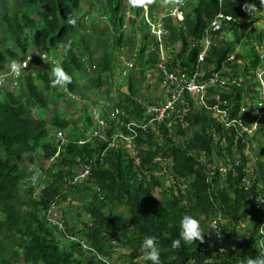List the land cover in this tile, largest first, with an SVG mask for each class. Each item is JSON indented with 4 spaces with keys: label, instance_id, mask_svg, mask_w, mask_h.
Masks as SVG:
<instances>
[{
    "label": "trees",
    "instance_id": "obj_1",
    "mask_svg": "<svg viewBox=\"0 0 264 264\" xmlns=\"http://www.w3.org/2000/svg\"><path fill=\"white\" fill-rule=\"evenodd\" d=\"M84 1L88 0H20L19 7L3 16L7 32L3 33L2 41L8 42L9 35L18 49L0 48V71L4 72L13 60L21 62L29 49L32 53L29 54L28 70L32 69L22 71L17 78L18 92L0 88V264L11 261L116 264V254L119 264H151L141 251V244L148 236H154L158 241L161 264H208L205 260L214 250L204 254L202 249L210 246L207 238L209 222L218 215L222 220L220 236L225 253L216 256L215 264H243L248 257L264 255V114L253 136L247 137L237 131L232 121H226L224 125L223 122L215 123L208 109L202 105L196 108L190 103L192 110L183 131L177 128L172 137H167L166 131L163 137L157 132L141 133L133 145L134 156L120 148L109 151L103 158L99 157V144L79 143L77 138L84 133L80 122L87 125L90 120L85 115L86 108L73 120L62 118L55 111L52 118L38 116L37 110L44 112L50 104L56 105V99L46 96L55 88L51 87V64L42 59L41 53L51 51L53 57L60 56L58 65L72 77L73 82L68 85L72 92L79 91L77 73H84L86 68L90 70L88 61L99 47L108 50L103 52L92 73L93 87L101 86L103 76L122 73L121 68L114 69L115 55L111 48L125 46L128 51L122 55L134 61L141 79L145 80L148 71H156V46L147 44L149 37L145 26L141 22L137 24L135 18L127 20L129 28L126 31L131 29L134 42L136 33H141L140 48L134 51L124 45L129 37L126 31H121L124 25L122 11L129 1L104 0V14L109 17L106 16L108 30L96 29L92 24L95 16L88 17V23L79 19V15L87 11L81 7ZM246 2L255 3L257 9L264 11L260 0H186L183 21L174 23L167 12L163 25L167 29L168 42L181 44L179 54L170 59V67L178 63L192 70L196 68L200 51L199 44L191 47L192 42L201 38L217 13L232 18L233 21H225L214 34L217 44L206 58L208 65L221 71L222 77L229 78V83L222 92L208 90L205 101L207 106L219 103V107L227 110L228 120L239 119L248 126L256 119L253 115L257 98L255 87L259 82L254 73L263 62L258 55L262 47L255 43L264 44V12L263 15L257 12L249 15L242 7ZM30 6L37 10L35 19L26 13ZM148 7L154 12L159 5ZM139 11L133 10V17H137ZM69 13L76 19L75 26L65 22ZM259 22H262L260 28L256 26ZM27 29L31 30L28 35ZM69 42L71 48L65 54L63 46ZM147 48L148 57L145 55ZM232 55L233 60L228 62L227 58ZM34 71L36 75L32 77ZM156 73L160 76L153 78L152 88L162 82V75ZM233 79L235 83H232ZM36 81H42L43 85L39 87ZM128 82L122 108L138 110L135 113L138 120L141 110L133 100L142 97V83L137 86L132 80ZM55 94L63 101L60 92L55 91ZM80 95L87 98L85 94ZM246 97H249L248 103L243 105L245 110L242 111L241 101ZM65 105L69 103L65 102ZM55 130L64 132L70 142L54 140ZM213 135L225 141V148L219 141H214ZM259 137L261 141L257 142ZM252 144L256 146L257 157L255 171L249 175L253 185L244 191L240 187L248 164L244 149ZM198 152L206 156L205 163L198 162ZM25 155L43 174L35 185L29 179L33 169L27 174L23 166ZM77 157L83 164L89 159L91 166V175L82 182H72L71 176L81 165L76 161ZM50 159L52 163L45 166ZM216 161L232 164L237 161V166L233 164L236 177L231 173L220 176L216 172L207 180L208 166ZM259 199H262L261 203ZM53 201L61 204L79 202L80 209L75 214L70 211L63 214L66 231L79 236L95 250L94 253L81 250L79 244L71 243L50 227L45 210ZM185 215L199 221L205 233L203 243L185 244L181 239V220ZM83 216L87 219H82ZM77 218L81 223L78 227L71 223ZM177 239H181V246L173 250L172 242ZM1 241H7V244ZM119 249L126 252L121 253Z\"/></svg>",
    "mask_w": 264,
    "mask_h": 264
},
{
    "label": "clouds",
    "instance_id": "obj_2",
    "mask_svg": "<svg viewBox=\"0 0 264 264\" xmlns=\"http://www.w3.org/2000/svg\"><path fill=\"white\" fill-rule=\"evenodd\" d=\"M127 1H129V3L131 5L128 6V9H125V10L123 9V11H122V14L124 17V25H123L121 31L128 30L129 22H127V20L131 19V18H135V20L137 21V24L141 22L145 26V32L148 35L149 40H150V41L147 40L148 41L147 44H149V45L151 44L150 46L155 45L156 49H158L159 42L154 35H151V31H150L149 26L141 18V14L144 11V7H147L148 12L151 16H155L156 19L159 18L160 21L162 22V25H163V19H164L165 13L158 15L156 13V11L150 12L148 6L158 3L162 7H169L170 6V8L178 9L179 7H182L185 4V0H126V2ZM126 4L127 3L124 4V8L126 7ZM260 5L264 6V0H260ZM135 6L137 8H135ZM138 6H140L141 9H139ZM242 7H243V10L246 13H248L249 15H251L252 13L257 11V6L255 3H247L246 2L243 4ZM126 10L130 11L131 13L133 10H140V11H139V15L137 17H133V14H132L131 17L127 18L125 16V12H124ZM183 10H184V8L182 9V14H183ZM171 12L172 11L170 10L168 13H169V16L173 19L174 23L180 24V22L177 21L176 17H173L171 15ZM97 18H98V21L100 23L105 24V26H108V28H109V21L106 18V16L96 17V21H97ZM183 19H184V15H183ZM85 20H87V19H85ZM65 22H66V24H68L70 26L76 25V19L73 18V16L70 13L68 14ZM163 27H164V25H163ZM136 39L138 40L137 45L138 44L141 45L142 35L140 32L136 33ZM175 44L176 43L170 44L169 42L166 44V47H167L166 52L170 56V58L168 60L169 66L171 64L170 59L171 58L174 59V57H175L172 55V45H175ZM255 45L262 47L261 52H259L258 55H260L261 53H264V48H263L264 44L259 45V43H255ZM70 48H71V42H69L67 45H64L63 46L64 53L67 54V52L70 50ZM148 48L145 50V55L147 57L149 56V49ZM59 49H60V52H59V54H60L62 52V50H61V48H59ZM57 51H58V49H57ZM27 54H28L27 57H25L21 62H17L15 60H13L10 64L7 65L6 70L4 72L0 71V77L2 78V82H1L0 86L5 85V89H6V87H7L6 83L7 82H10L12 85L16 86L15 89L8 87L7 89H9V92H18V90H19V86L17 84L18 83L17 78L20 77V75L22 74V71H27L29 66H30L29 54H31V53L27 52ZM114 55H115L114 62H113L114 63L113 66H115L114 69L122 67V73L121 74L115 73L112 76H110V75L103 76L101 78V86L97 87L96 91H99L104 86V88H106V91L104 92V94L102 95V92H101V94H97V99L92 98L90 95H86L87 98L83 99L82 96L80 95V93L72 92L69 90L68 85L72 84L73 80H72V77L64 70V68L62 66L58 65V61L60 60V58L58 56L53 57L51 51L49 52V54L41 53L42 59H47L48 60L47 63H50V64L53 63L55 65L52 68L53 79L51 80V86L52 87H60V90H58V92L61 93L60 95L63 98V101H61L62 102L61 105H65V102L69 103V105H67V106H71V104H74V105L77 104L78 105L77 108L75 106L74 108H76V109L72 110L73 111L72 113H74L75 111H78V113L80 112L79 114L76 113V115L77 114L82 115V113L85 111V108L87 109L85 112V115L90 117V120L87 122V125H84L83 121L80 122L79 126L82 129V133L83 132L84 133L80 134L77 138L79 140V143H84V141H88L91 144L92 143L94 144L95 142L97 144H99L100 145V152H99L100 158H103V156L106 155L109 151L120 150V148L125 150L126 152H128L130 154V156H133L131 154V152L125 148L124 142L119 137H117V132L126 133V131L123 128V125L126 122L134 121L135 123H138V124L147 123V121L151 118V115L146 113L147 108H148V106H150L154 102V100H156L158 98V95H159V93H158L159 85L154 86L153 88L148 87L146 84V80L141 79V75H139V72L133 71L127 65V63L129 61H131L130 57L126 58L122 54L118 55L117 52H115ZM56 58H58V59L56 60ZM157 58L159 61L158 53H157ZM259 59H260V57H259ZM158 61L156 62V64L158 63ZM156 64L154 66L155 68H156ZM96 66H98V62H97V64H91L89 66L90 71L91 70L94 71ZM134 67H135V65H134ZM35 68L38 69V66H35ZM31 69H32V67L28 71H30ZM10 70H11V73L13 75H16V77L9 74ZM149 72L154 76V78L158 77L156 75V71H149ZM35 75H36V72L34 71L31 74V76L34 77ZM128 80H132V84L137 85V86H138V84L142 83V97L140 99L135 98L133 100V102H135L140 107V110H141L140 111V119H138V120L135 118V113L138 110L127 111V110L122 108V106H123L122 98L125 94H127V88H128V84H129ZM108 84L113 85V91L110 89V87H106ZM0 88H3V87H0ZM86 99H88V100H86ZM105 102H108L110 104V107H108V108L104 107ZM82 105H86V107L82 106ZM114 108L119 110V115L116 117L112 116ZM94 109L97 111L98 117L105 121L106 126L104 128H101V126L96 124L94 119L91 117L92 111ZM58 110H59L58 112L62 111L59 106H58ZM191 110H190V112H191ZM208 111L212 113V117L216 120L215 123L218 122V123L222 124V122H223V125H224V123L226 121H233V120H228L227 117H225V118L218 117V116H216L215 112H213L209 109H208ZM187 118H188V116H187ZM176 130H177V128H174L173 133H176ZM164 131H166L167 137L173 136V133L170 134L162 123L155 126L154 128H149L145 132L139 131L138 136L141 133H151L152 134L154 132H157L159 135H161V137H163ZM57 132H61L63 134L64 143L70 142V139L67 138V136L64 134V132H62L60 130H55L53 132L54 140H56ZM82 135H83V137H82ZM138 136L136 137V139L138 138ZM112 139H115V146L113 148H108V143ZM213 139L216 142L219 141V143L223 146V148H225V143H224L225 141H223L222 139H220L216 135H213ZM134 143H135V141L133 142L132 147H133ZM234 150H235L234 154H237L236 149H234ZM197 158H198V162L205 163L206 156L204 155L203 152H198ZM76 161L78 163H81L79 160V157L76 158ZM255 161H256V159H255ZM46 163H49V165H50L52 163V160L50 159ZM233 164H234V166H237L238 162L235 161ZM233 164L230 163V161H226V163L216 161L211 166L209 165L208 169L210 171H209L207 180H209V178L216 172H218L220 176H225L227 173H231L232 177H236L237 174H236L235 169L233 168ZM49 165H47V166H49ZM86 165L87 166L90 165L89 159H86V162L84 164L81 163V165H79L75 169V175L71 176L72 180H73L72 182H82L83 180H85L86 178H88L91 175V172H90L89 176H87L86 178L74 180V177L77 175L78 170L80 168L86 166ZM220 165L221 166H225V165L232 166L233 171L232 172H226L225 174H222L219 172V170L217 168V166H220ZM32 166H34V168L32 170L33 174L29 179H30V182L33 185H35L40 181V178L43 174L38 168H35L34 164H32ZM214 167H216V168L213 169ZM254 168L255 167H253V166H249V163H248L247 166L244 168V173H246L245 170H247V169L249 170V172L247 175L245 174V176H247L249 178V175L253 172ZM69 178L70 177H68V179ZM249 180L251 182V185H250V188H251L253 184H252V180L250 178H249ZM240 187H241V182H240ZM241 188H242V190H244L243 187H241ZM244 191H246V190H244ZM54 202L57 205V217L63 222V226H64V232H62L61 237L66 239L65 234H72V233L66 231L65 220L63 218L64 212L61 209V207L59 206L61 203H59V202L57 203V201H54ZM47 213H48V209L45 210V215L48 217ZM49 225H50V227L52 226L50 223H49ZM52 227H53V230H56L55 226H52ZM213 227H216V225H213ZM204 236H205V233H204V231H203V229H202V227H201V225L197 219H195L192 216H188V215H185L182 218V220H181V239L184 241L185 244H192L196 241L203 243L204 242ZM77 237H79V236H77ZM181 239H177V240H174L172 242L171 247L173 250H177L180 248ZM141 251H142L144 257L147 260L151 261V264H161V249L158 246V241H157L156 237H154V236L145 237L142 244H141ZM243 264H264V255H260V256H256V257H248L243 262Z\"/></svg>",
    "mask_w": 264,
    "mask_h": 264
},
{
    "label": "built area",
    "instance_id": "obj_3",
    "mask_svg": "<svg viewBox=\"0 0 264 264\" xmlns=\"http://www.w3.org/2000/svg\"><path fill=\"white\" fill-rule=\"evenodd\" d=\"M222 1V0H219ZM186 4V0H185ZM183 5L178 9H173L171 15L176 17L178 22L183 21V14L182 9L186 6ZM125 16L131 17L132 13L128 10L125 12ZM182 17V18H181ZM141 18L145 21V23L149 26L151 35H154L159 42L157 53L159 56V61L156 64V72H159L162 75V82L159 84V88L161 89V93H159L158 98L154 100V102L148 106L146 113L151 115V118L145 124H138L134 121L126 122L123 125L124 130L126 133L117 132V137H119L125 145V148L131 152L134 156L135 153L133 151L132 144L135 141L136 137L138 136L139 131L145 132L149 128H154L159 124H163L164 127L168 130L171 134L173 133L174 128H180L182 131L187 127V116L190 113L192 103L196 108L199 105L204 106L206 109H209L215 112L216 116L225 118L227 116V110L225 108H220L218 105L219 103H214L211 106L206 105V97L205 94L208 90L217 89L218 91L222 92L229 83L228 77H222L221 71L215 70L213 67L207 64L206 58L209 50L212 47H215L217 44L215 33L219 32L221 29V25L227 21H233L230 16H225L222 13H217L215 17L208 23L207 28L205 29L203 35L200 39L195 40L192 42L191 47L195 44L200 45V51L197 55L196 59V68L194 69H187L183 66H180L177 63V67L171 68L168 64V60L170 56L167 54L166 44L168 43L167 40V30L163 27L162 22L160 19H156L155 16H151L148 12L147 7H144V11L141 14ZM179 47H175L172 45V55L176 56L179 54L180 51V42ZM261 63V68H257L255 75L256 82H259V86L255 87L256 93V109L253 112V115L256 116L255 121L250 123V125L246 126L245 121L241 120H233L232 123L235 125L237 131L239 133H244L247 137H252L256 126L261 119L262 115L264 114V53L259 55ZM233 60V55L227 58V61L230 62ZM127 65L133 70L137 71L134 67L135 63L133 60L129 61ZM9 74L11 73V70ZM157 76H160L156 73ZM16 77V75H13ZM146 84L148 87H152L153 78L154 76L148 71L145 75ZM2 82V78L0 77V84ZM236 80H232V83H235ZM248 98L246 97L241 102V110L244 111L243 105H247ZM104 107H110L108 102L104 103ZM263 109V112L260 111ZM119 115V110L114 108L112 116L116 117ZM91 117L94 119L95 123L104 128L106 123L104 120L98 117L97 111L94 109L92 111ZM56 140H61L64 143V137L61 132H57ZM115 146V139H112L108 143V148H113ZM214 167L213 169H215ZM220 173L225 174L226 172H232V166L225 165V166H217ZM246 175L248 174L249 170H245ZM91 172V167L84 166L80 168L77 172V175L74 177V180L77 179H84L89 176ZM251 182L247 176H244L241 179V187L244 190L250 188ZM262 202V199H259V203ZM260 206V205H258ZM48 218L49 223L52 226H55L56 230L59 233L64 232L63 222L57 217V205L53 201L51 202L48 208ZM222 220L221 217L218 215L216 218H213L209 223V233L207 238L210 239V246L209 248L202 249V252L208 253L210 250H214L213 255L209 258H206L205 263L208 264H215L217 262L216 256L225 253V245L220 236V229H221ZM216 225V227H213ZM67 240L71 243H77L81 246V250H89L91 252H95L94 249H91L89 245L79 239V237L73 234H65Z\"/></svg>",
    "mask_w": 264,
    "mask_h": 264
},
{
    "label": "rangeland",
    "instance_id": "obj_4",
    "mask_svg": "<svg viewBox=\"0 0 264 264\" xmlns=\"http://www.w3.org/2000/svg\"><path fill=\"white\" fill-rule=\"evenodd\" d=\"M19 4H20V0H0V48L1 49L2 48H6V49H15V48H17V46H15V43L13 42L11 36L7 35L8 42H4V41H2V35L6 31V28H5V25H4V21H3V16L10 15L12 13V9L19 7ZM130 5H131L130 3L126 4V7L124 8V10L128 9V6H130ZM81 7L83 9L87 10V11H84L81 15H79V19L82 22L88 23V21L85 20V19H87L88 17H89V19H91V18H93V16H95V21L92 24L94 26H96V29L108 30V26H105V24L100 23L98 21V18H97V22H96V17H99L101 15L107 16V15L104 14L106 12V8L104 7V0H88V1H84V2H82ZM135 8H137V7L135 6ZM172 9L173 8H170V6L169 7H162V6L159 5V7L156 8V13L158 15H161V14L169 12L170 10L172 11ZM36 11L37 10H36V8L34 6H30L26 10V13L31 18L35 19V18H37ZM186 11H189V10H186ZM124 12H126V11H124ZM256 12L258 13V15L259 14L263 15L264 11H262L261 9H257ZM90 24H91V22H90ZM261 24H262V22H259V23L256 24V26H258L260 28ZM28 31L30 32L31 30L27 29L26 30V35H28L27 34ZM5 34H7V33H5ZM29 35H31V34H29ZM126 35L129 37V39L126 41V44H124V45H128L130 48H133L134 51H136V49L139 47L137 45V41L138 40L135 39V42L132 41L133 33L131 32V29L126 33ZM31 36L29 37V39L31 38ZM228 38L231 39V36L228 35ZM175 47H179V43H177L175 45ZM263 48H264V46H263ZM111 49L113 51V54H114V52H119V55L128 51V50L125 49V46L121 47V48H116V49L115 48H111ZM105 50H108V48L105 49ZM105 50L102 47H99V49L96 48L94 50L93 55L90 57V60L88 61V63L90 65L91 64H97V62L99 63L101 61V58L103 56V52ZM28 52L32 53V51L30 49L28 50ZM58 52H60V49H58ZM145 58H147V57H145ZM57 59L58 58H56V60ZM54 66L55 65L52 63L50 67L53 68ZM50 67L48 68V70H50ZM120 68L122 70V67H120ZM92 73H93V71H90L87 68H86V71L84 73H77V77H80L79 80H78V83H77L78 88H79L78 93L85 94V95H90L92 98L97 99V94H101V92H102V95H103L104 92L106 91V88H104V86H103L104 89L101 88L99 91H96L97 88L93 87V83L90 81V79L92 77ZM50 75H51V73H50ZM36 84L40 87V86L43 85V82L42 81H36ZM6 86H7L6 88H8V87L13 88V89L16 88V86L12 85L10 82H7ZM0 87H3L5 89V85L4 86L2 85ZM106 87H110V89L113 91V85L108 84ZM52 88H55V89L52 90L51 93H46V96H47V98L51 97V99H53V100L56 99V105L50 104V106L44 112H41V110H37L38 116H41L42 118L43 117L44 118H52L53 111H55L56 114L59 115L60 117H63V118H66V119H71V120L78 118L77 116H81V114L78 115L80 113V112L78 113V111H75L74 113H72L73 112L72 110H75L77 108V106H78L77 104L76 105L71 104V106L61 105L62 104L61 99L58 97L57 94H55V91L58 93V90H60V87H52ZM158 93H161V89L160 88L158 89ZM86 100H88V99H86ZM58 106L60 107V109L62 111L58 112L59 111L58 110ZM75 106H76V108H74ZM82 106L86 107V105H82ZM32 112L34 113L35 109ZM76 113H78V114L76 115ZM35 117H37V116H35ZM259 141H261L260 137H259V140H257V142H259ZM253 146L254 145L252 144V146L245 147L244 153H245V155H246V157L248 159L249 166L255 167V163H256L255 159L257 157H256V153H255L254 149H255L256 146L255 147H253ZM233 152H235L234 149H233ZM235 156L238 158V154L235 155ZM4 159L6 160L5 157H4ZM22 161H23V166L26 168L27 174H28V172H30L34 168V166H32V164L28 161L26 155L23 157ZM47 165H49V163L45 164V166H47ZM253 171H255V170H253ZM172 182H174V181L172 180ZM168 184H170V182H168ZM37 192H39V191H37ZM78 205H79V202L65 201L62 204H60L59 206L61 207V209L63 210L64 213L70 211L73 214H75V212H77L80 209V207ZM67 216H70V214H67ZM83 217H82V219H86L85 216H83ZM208 222L206 223V225L208 224ZM71 223H76L77 224L76 227L80 226V224H81L78 218L77 219H73L71 221ZM1 242H3V244H7L6 243L7 241H1ZM7 248H9V246H7ZM119 250H120L121 253L126 252L125 249L124 250L123 249H119ZM116 256H117V254H116ZM116 256H115L114 259H117V260H114V263L117 262L116 264H119L118 263L119 260H118V258H116ZM10 264H24V263H16L14 261H11Z\"/></svg>",
    "mask_w": 264,
    "mask_h": 264
}]
</instances>
